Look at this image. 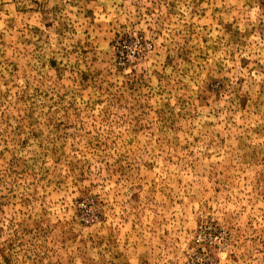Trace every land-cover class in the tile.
Instances as JSON below:
<instances>
[{
	"label": "rangeland",
	"instance_id": "1",
	"mask_svg": "<svg viewBox=\"0 0 264 264\" xmlns=\"http://www.w3.org/2000/svg\"><path fill=\"white\" fill-rule=\"evenodd\" d=\"M0 264H264V0H0Z\"/></svg>",
	"mask_w": 264,
	"mask_h": 264
}]
</instances>
